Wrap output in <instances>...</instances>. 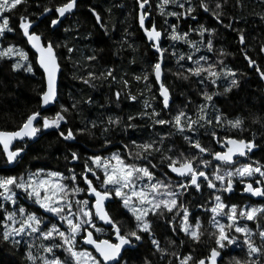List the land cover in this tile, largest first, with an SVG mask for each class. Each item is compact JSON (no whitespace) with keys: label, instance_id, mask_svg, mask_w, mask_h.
<instances>
[{"label":"snow or ice","instance_id":"1","mask_svg":"<svg viewBox=\"0 0 264 264\" xmlns=\"http://www.w3.org/2000/svg\"><path fill=\"white\" fill-rule=\"evenodd\" d=\"M26 2L0 0V36L17 30L13 27L12 14ZM136 3L140 10L139 28L158 55L150 65L151 71L134 79L143 80L145 91L152 92L154 78L158 97L153 95L151 99L161 107L157 110L153 103L144 100L143 108L135 115H128L126 122L121 116L109 115L99 122L90 120L83 128L65 127L68 114L77 109L79 102H73L71 108L59 103L58 73L62 66L57 49L63 46L72 54L74 48L54 43L52 37L45 38L33 31L35 23L28 15H21L17 23L21 35L34 50V59L15 44L0 46V71L6 68L10 75L24 72L34 76L37 67L42 70L37 109L29 111L14 130L0 129V157L4 159V167H0V243L13 249L23 247L26 264H157L154 259L157 255L159 264L165 261L167 264H264V164L238 159L249 157L258 145L255 138H238L227 133L221 136L217 131L225 125L230 130L244 127L248 117L226 115L216 107L214 97H227L240 87V78L245 74L228 67L221 59L225 53L215 48V29L199 24L181 32L167 19L190 17L195 21L197 6L191 0H158L155 7L171 29L170 41L182 42L192 50L172 53L178 65L176 79L187 82L188 86L195 83L203 89L199 92L201 102L194 109L189 110L194 102L188 99L173 114L172 90L163 78L166 52L161 46L163 32L154 21L151 26L148 24L149 0H136ZM226 3L227 0H215L213 6L208 0H199L198 8L217 24L231 29L235 17L230 16L224 24ZM77 4L78 0L57 4L49 27L54 29L61 18L73 13ZM169 6L183 11H170ZM52 11L45 6L41 15H50ZM89 11L103 27L102 17L95 8ZM260 19L264 21V14H260ZM233 30L240 45L245 46L244 29ZM192 32L201 37L199 42L190 38ZM202 48L212 56L193 55ZM240 51L247 66L264 81V68L247 54L245 47ZM260 52L264 53V44ZM85 59L89 62L82 66L86 74L78 77L83 84L94 86L93 81L103 79L122 83L125 89L130 87L127 80L117 81L113 68L106 67L99 74L92 70L90 64H94L97 56ZM77 65L80 71L79 61ZM221 81L226 85L222 92L212 91ZM114 96L118 104L121 90L115 91ZM127 99L136 101L137 96L129 93ZM58 103V110L50 111ZM84 103H92L91 98ZM249 115L253 124L264 125V115ZM137 120L144 121V125ZM122 124L125 131L132 132L126 140L122 137L117 146L109 133ZM144 127L151 129L148 137L137 138L133 133ZM96 129L103 139L102 151L107 155L93 152L83 157L81 164L79 152L69 148L65 161L75 166L68 167L66 172L41 167L35 172L14 175L7 167L21 161L27 149L46 135L47 130H54L59 139L68 142L75 141L78 134L93 136ZM201 129L210 132V143L219 145V150L202 142ZM177 136L183 141L179 147L173 139ZM109 146L115 150L110 151ZM237 181L242 193L259 197L261 202L248 206L226 203L224 193L233 192ZM205 189L208 199L200 203L198 200L204 197ZM21 197L30 204L20 203ZM31 205L39 211L31 210ZM196 210H201L202 215H196ZM204 216L208 217L207 227ZM161 221L164 244L157 233ZM97 233L106 234L107 238L101 239ZM205 237L212 243L206 254L198 258L196 247L204 243ZM145 240L150 247L141 253L138 250ZM186 241L190 250L184 252L181 249ZM237 251L243 255L233 254Z\"/></svg>","mask_w":264,"mask_h":264},{"label":"trees","instance_id":"2","mask_svg":"<svg viewBox=\"0 0 264 264\" xmlns=\"http://www.w3.org/2000/svg\"><path fill=\"white\" fill-rule=\"evenodd\" d=\"M63 2L65 0H27L25 4L19 6L18 10L12 14L13 27L17 30L0 36V46L15 44L29 52L30 59H34L25 38L18 29L17 23L21 15H28L35 23L33 31L42 34L45 38L52 37L54 43L67 44V46L74 48L72 54L67 53L66 48L63 46L57 49L61 56L60 63L62 66L58 76L61 90L59 103L71 108L73 102H79L77 109L68 114V124L65 127L83 128L88 121L96 119L99 122V119L106 118L109 115L113 117L121 116L126 122L128 115H135L143 108L144 100H149L159 110L161 105L151 99L153 95L158 97V87L155 85L154 79L152 78V92L145 91V82L143 80L138 82L134 79L135 76L142 75L145 71L150 72V65L157 58V55L152 52L151 46L146 43L138 28V6L136 0H78L77 7L73 10V13L67 15L54 29L50 28V20L56 15L54 8L57 4ZM208 2L212 3L213 6L215 4V0H208ZM157 3L158 0H149L148 7L151 13L149 24L154 21L158 30L163 32L161 46L166 50L163 78L164 83L172 90L173 114L188 99L194 102L189 106L191 111L194 109L195 104L201 102L199 92L203 89L198 88L195 83L188 86L187 82L176 79L174 73L178 70V65L172 53L174 51L177 53H188L192 50L182 42L170 41L168 33L171 29L168 24H165V17L161 16L156 10L155 6ZM191 3L193 6H197V12L195 13L197 19L195 21L190 17H180L179 20L176 17H167V19L170 23L176 24L181 32L187 31L189 26L196 28L199 24L215 29V48L217 51L223 49L225 53L221 59L228 67L245 74L240 78V87L233 89L227 97H214L216 107L221 108L226 115L248 117L245 120L244 127L240 130H230L225 125L223 129H217V131L221 136L227 133L238 138H255L258 147L249 154V157L244 158L242 161H258L264 164V125L253 124L249 115L250 113L264 115V112H261V109L264 108V81L259 79L254 69L247 66L244 55L240 51L241 47H245L247 54L264 68V53L260 52V47L264 44V21L260 19V14H264V0H239V3L237 0H227L224 8V24L229 22L228 18L230 16L235 17L231 29L217 24L210 15L199 9V0H191ZM45 6L53 9L50 15H41ZM90 8H95L101 15L103 27L96 23L95 18L89 11ZM169 10L183 11V9L175 6H169ZM233 29H244L246 36L245 46L240 45L237 33ZM190 38L197 42L201 39L195 32L190 33ZM90 55H95L98 58L94 64H90L92 70L99 74L106 67L113 68L117 81L127 80L130 87L125 89L122 83L103 79L93 81L94 86L83 84L78 77L81 74H86L82 66L85 63H89L85 58ZM193 55L195 57L199 55L212 56L204 48L199 53H193ZM69 56L71 57L70 59ZM213 58L215 59L214 56ZM77 61H79L80 71H77ZM41 80L42 73L38 68L34 76L24 72L10 75L6 68L0 71V129L14 130L29 111L37 109V90L41 86ZM225 86V83L221 81L218 88L211 90L222 92ZM117 90H121V99L118 104L115 102L114 96V92ZM181 92L184 93L183 96H181ZM129 93L137 96V100H128L127 96ZM89 98H91L92 103H84ZM59 103L55 109H50V111L58 110ZM137 123L144 125V121L141 120H137ZM157 128L159 129V126ZM165 131H170V129H165ZM130 132L132 130L125 131L122 124L118 129H114L109 133V138L113 140L114 144L119 146L121 138L123 137L126 140ZM150 132V128L144 127L133 134L137 138H147ZM201 134L202 142L205 145L219 150V145L214 142L210 143V132H205L201 129ZM173 139L178 147L183 144L180 137L177 136ZM102 145L103 139L100 137L99 129L94 130L93 136L78 134L75 141L68 142L59 139L58 134L54 130H47L46 135L41 136L35 144L27 149V153L21 161L15 166L7 165V167L13 170L11 174L14 175L27 171L35 172L37 168L41 167L47 170L66 172L68 167L75 166L65 161V155H67L69 148L79 152L82 164L83 157L93 152L107 155L108 153L102 151ZM17 146L24 147L23 144H17ZM109 150L115 149L109 146ZM205 158L209 157L206 156ZM0 167H4V159L2 157H0ZM76 170L80 171V167L76 166ZM207 193L208 190L205 189L204 197L199 199L198 202L202 203L207 200ZM223 199L226 203L240 206L261 202L260 200L248 198L242 193V186L239 181L236 182L233 192L224 193ZM20 203L30 204V202H26L24 197H21ZM9 207L11 208L12 205H9ZM31 210L39 211L35 205H31ZM196 215H202V211L196 210ZM203 220L205 227H207L208 217L204 216ZM159 223L161 227L157 228V233L161 235V242L164 244L163 222ZM250 226L255 227V225ZM97 235L101 239L107 238L106 234L97 233ZM177 243H179L178 240ZM211 243L205 237L204 243L196 247L198 258L201 254H206ZM188 245L189 242L186 241L181 251H189ZM149 247L148 241L145 240V243L141 245L138 251L141 253L146 252ZM233 254L243 255L238 251ZM154 259L159 264V256L157 255ZM0 264H26L24 248L13 249L10 245L0 243ZM164 264H167V262L165 261Z\"/></svg>","mask_w":264,"mask_h":264},{"label":"water","instance_id":"3","mask_svg":"<svg viewBox=\"0 0 264 264\" xmlns=\"http://www.w3.org/2000/svg\"><path fill=\"white\" fill-rule=\"evenodd\" d=\"M140 11V10H139ZM139 14V13H138ZM67 16V15H66ZM65 16V17H66ZM65 17H63V18H61V21L65 18ZM139 24V23H138ZM141 30V29H140ZM142 31V30H141ZM143 33V32H142ZM143 36H144V34H143ZM146 39V38H145ZM147 41V40H146ZM148 43V42H147ZM149 44V43H148ZM150 45V44H149ZM27 46H28V48H29V50L33 53V51L34 50H32L31 49V47L27 44ZM151 46V45H150ZM151 50H152V52L155 54V55H158V54H156L155 52H154V49L151 47ZM38 68V67H37ZM39 69V68H38ZM39 71L42 73V70H40L39 69ZM58 76H59V73H58ZM154 79V78H153ZM158 87V86H157ZM256 149H254L253 151H255ZM239 160H241V159H243V158H238ZM248 198H251V199H255V200H260V198L259 197H250L249 196V194H245ZM84 247H88V246H84Z\"/></svg>","mask_w":264,"mask_h":264},{"label":"bare ground","instance_id":"4","mask_svg":"<svg viewBox=\"0 0 264 264\" xmlns=\"http://www.w3.org/2000/svg\"><path fill=\"white\" fill-rule=\"evenodd\" d=\"M138 13H139V9H138ZM138 13H137V25H138V28H139V24H138V15H139V14H138ZM139 30H140V28H139ZM140 31H141V30H140ZM141 33H142V31H141ZM142 36H143V33H142ZM143 37H144V36H143ZM144 39H145V37H144ZM145 41H146V39H145ZM146 43H147V41H146ZM147 44H148V43H147ZM148 45H149V44H148Z\"/></svg>","mask_w":264,"mask_h":264},{"label":"flooded vegetation","instance_id":"5","mask_svg":"<svg viewBox=\"0 0 264 264\" xmlns=\"http://www.w3.org/2000/svg\"><path fill=\"white\" fill-rule=\"evenodd\" d=\"M148 24H149V20H148ZM149 26H151V24H149Z\"/></svg>","mask_w":264,"mask_h":264},{"label":"rangeland","instance_id":"6","mask_svg":"<svg viewBox=\"0 0 264 264\" xmlns=\"http://www.w3.org/2000/svg\"><path fill=\"white\" fill-rule=\"evenodd\" d=\"M243 160V159H242ZM242 160H240L241 162H243Z\"/></svg>","mask_w":264,"mask_h":264}]
</instances>
